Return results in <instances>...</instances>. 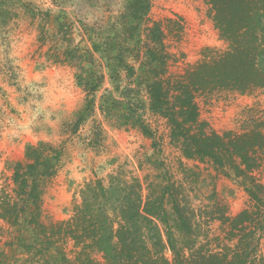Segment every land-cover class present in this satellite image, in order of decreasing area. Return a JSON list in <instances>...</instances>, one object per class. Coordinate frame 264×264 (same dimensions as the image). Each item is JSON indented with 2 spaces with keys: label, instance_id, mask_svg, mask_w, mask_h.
<instances>
[{
  "label": "rangeland",
  "instance_id": "rangeland-1",
  "mask_svg": "<svg viewBox=\"0 0 264 264\" xmlns=\"http://www.w3.org/2000/svg\"><path fill=\"white\" fill-rule=\"evenodd\" d=\"M131 1L0 0V192L12 195L15 164L24 162L27 145L42 142L60 153L55 173L40 179L41 225L69 220L85 184L100 180L107 186L117 174L138 182L144 199L165 191L168 214L169 196L180 201L196 241L211 251L232 246L221 217L257 211L256 256L264 261V162L249 174L261 187L256 203L248 184L229 168L185 159L167 122L148 109L146 27L159 24L165 77L176 78L228 49L210 7L205 0H147L139 35L125 44ZM119 53L133 68L131 75L119 69ZM87 78L99 85L91 98L84 91ZM195 103L207 132L254 130L264 136V89L205 91L195 95ZM128 108L131 118L141 116L151 137L133 126ZM30 211L27 207L15 226L0 220V264H72V242L45 248L47 237L30 224ZM92 258L105 264L98 254Z\"/></svg>",
  "mask_w": 264,
  "mask_h": 264
},
{
  "label": "trees",
  "instance_id": "trees-1",
  "mask_svg": "<svg viewBox=\"0 0 264 264\" xmlns=\"http://www.w3.org/2000/svg\"><path fill=\"white\" fill-rule=\"evenodd\" d=\"M205 1L214 28L227 43V51L213 62L200 63L179 77H165L161 28L157 23L146 27L143 56L150 75L145 91L148 109L167 122L169 137L179 145L185 159L209 160L217 170L229 168L249 185L245 189L257 203L256 192L261 187L249 174L264 162L263 134L254 130L240 135L207 132L206 124L199 121L195 95L213 90L245 93L264 89V0ZM147 10V0H132L128 5L126 31L131 36L125 39V44L135 42L133 35H139ZM115 60L119 69L129 75L133 73L121 53ZM88 79L84 91L91 98L99 85ZM91 103L88 100L89 106ZM129 111L128 108L127 116L133 126L151 137L141 116L131 118L133 114L128 115ZM59 153L42 142L26 146L24 162L16 163L13 169V196L0 192V220L15 226L21 213L31 208L29 222L47 237L45 248L59 241L72 242L75 251L72 264H97L93 254L100 255L105 264H264L256 256L257 211L243 210L233 218L221 217L232 246L211 251L196 241L191 216L180 201L169 196L168 214L163 204L165 191L155 199H144L138 182L128 183L117 174L110 175L107 186L100 180L85 184L69 220L41 225L37 219L42 193L40 179L55 173Z\"/></svg>",
  "mask_w": 264,
  "mask_h": 264
}]
</instances>
